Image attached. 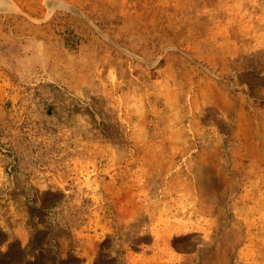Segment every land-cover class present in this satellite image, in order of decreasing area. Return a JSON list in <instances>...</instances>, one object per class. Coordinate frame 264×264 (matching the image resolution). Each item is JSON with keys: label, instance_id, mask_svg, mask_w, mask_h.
Wrapping results in <instances>:
<instances>
[{"label": "rangeland", "instance_id": "1", "mask_svg": "<svg viewBox=\"0 0 264 264\" xmlns=\"http://www.w3.org/2000/svg\"><path fill=\"white\" fill-rule=\"evenodd\" d=\"M0 264H264V0H0Z\"/></svg>", "mask_w": 264, "mask_h": 264}]
</instances>
